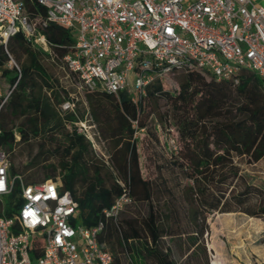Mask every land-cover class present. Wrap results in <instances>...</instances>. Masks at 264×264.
Listing matches in <instances>:
<instances>
[{"label":"trees","instance_id":"obj_1","mask_svg":"<svg viewBox=\"0 0 264 264\" xmlns=\"http://www.w3.org/2000/svg\"><path fill=\"white\" fill-rule=\"evenodd\" d=\"M24 2L31 15L44 16L46 7L38 0ZM40 30L57 61L74 43L73 28L49 22ZM12 54L19 68L6 67ZM42 54L51 56L22 32L11 36L6 47L0 45V76L9 84L17 81L2 105L0 99V148L9 155L11 173H21L29 182L61 176L62 189L78 202L82 223L105 222L99 240L112 252L111 264H124V256L132 264H177L178 256L184 257L183 264H210L204 242L210 213L264 216V183L243 166L264 158L261 76L245 71L234 84L190 69L175 93L157 80L136 101L126 92L85 90L89 112L108 144L109 159L104 160L83 132L68 128L84 116L76 108L62 110L61 104L72 97L46 72ZM161 98L169 101L171 115L160 111ZM170 117L179 132L176 149L169 147L168 138L161 143L158 134V122L169 131ZM136 130L149 138L146 149L153 166L148 173ZM21 143H27L31 157L18 166L12 155ZM120 181L134 201L115 221L103 210L123 192Z\"/></svg>","mask_w":264,"mask_h":264},{"label":"built area","instance_id":"obj_2","mask_svg":"<svg viewBox=\"0 0 264 264\" xmlns=\"http://www.w3.org/2000/svg\"><path fill=\"white\" fill-rule=\"evenodd\" d=\"M38 1L46 7L44 16L31 15L24 0H0V45L22 32L57 60L40 25L73 28L74 43L59 61L79 91L126 92L136 101L157 80L190 69L234 84L252 71L264 82V5L257 0ZM16 85L0 83L1 105ZM71 97L62 109L75 108L77 97ZM78 130L94 141L86 120L80 119ZM168 145L176 149L177 138L169 136ZM10 166L0 148V264L112 263V252L99 240L105 222L82 223L78 202L62 189L61 176L29 182ZM120 183L123 192L103 210L115 221L134 201Z\"/></svg>","mask_w":264,"mask_h":264},{"label":"rangeland","instance_id":"obj_3","mask_svg":"<svg viewBox=\"0 0 264 264\" xmlns=\"http://www.w3.org/2000/svg\"><path fill=\"white\" fill-rule=\"evenodd\" d=\"M259 4L264 5V0H257ZM13 59V60H12ZM24 59V56L23 58ZM41 62L45 67L46 72L58 79L64 88L77 97L75 108L79 116L83 114L84 120L89 131V136H92L94 141H91L92 149L98 158L104 160L109 159V148L107 141L102 137L101 132L89 112V103L86 98V91H79L74 84H72L68 77V71L64 64L55 60L52 56L42 54L40 56ZM20 65V61L12 54L6 64V67L12 68L15 65ZM185 72L176 71L169 74L167 78L163 79V87L165 90L176 92L179 89V82ZM0 82L4 83L2 76ZM161 112H166L171 108L169 101L165 98L159 100ZM154 118V117H153ZM171 118V117H170ZM167 121L169 131H166L164 123H160L158 127V134L161 143H164L169 136H174L179 140V132L177 125H175L173 118ZM157 122V119H153ZM80 126V119L75 123L68 124V128L72 129ZM139 146L142 153V160L144 168L148 173L153 164L148 158V150L146 149L149 138L145 131L139 134ZM30 148L27 143H21L17 146L15 154L12 155V160L18 165L22 166L30 160ZM244 167L255 176V180L261 184L264 183V158L253 164H244ZM22 169V167L20 168ZM24 171L27 169L23 168ZM209 230L204 235V242L207 247L210 264H264V216H250L241 211L230 212H212L207 217ZM124 264H132L128 256H124ZM184 257L178 256L177 264H183Z\"/></svg>","mask_w":264,"mask_h":264},{"label":"crops","instance_id":"obj_4","mask_svg":"<svg viewBox=\"0 0 264 264\" xmlns=\"http://www.w3.org/2000/svg\"><path fill=\"white\" fill-rule=\"evenodd\" d=\"M3 80H4V78H3ZM69 80H70V82L72 83V84H74V86L77 88V85L75 84V82H73L70 78H69ZM1 83V82H0ZM3 86H6L7 84H8V81H6V80H4V83H1ZM78 89V88H77ZM70 94V93H69ZM63 110V109H62ZM76 122V121H75Z\"/></svg>","mask_w":264,"mask_h":264},{"label":"clouds","instance_id":"obj_5","mask_svg":"<svg viewBox=\"0 0 264 264\" xmlns=\"http://www.w3.org/2000/svg\"><path fill=\"white\" fill-rule=\"evenodd\" d=\"M2 189H3V181L0 180V190H2Z\"/></svg>","mask_w":264,"mask_h":264},{"label":"snow or ice","instance_id":"obj_6","mask_svg":"<svg viewBox=\"0 0 264 264\" xmlns=\"http://www.w3.org/2000/svg\"><path fill=\"white\" fill-rule=\"evenodd\" d=\"M29 215H32L31 213H29Z\"/></svg>","mask_w":264,"mask_h":264}]
</instances>
